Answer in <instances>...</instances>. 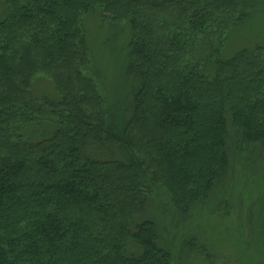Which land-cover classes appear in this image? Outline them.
I'll list each match as a JSON object with an SVG mask.
<instances>
[{
    "label": "trees",
    "instance_id": "obj_1",
    "mask_svg": "<svg viewBox=\"0 0 264 264\" xmlns=\"http://www.w3.org/2000/svg\"><path fill=\"white\" fill-rule=\"evenodd\" d=\"M0 1V264H172L137 221L146 197L187 213L225 174L229 129L264 146V46L225 55L248 1ZM94 21L129 31L121 129L91 74Z\"/></svg>",
    "mask_w": 264,
    "mask_h": 264
},
{
    "label": "rangeland",
    "instance_id": "obj_2",
    "mask_svg": "<svg viewBox=\"0 0 264 264\" xmlns=\"http://www.w3.org/2000/svg\"><path fill=\"white\" fill-rule=\"evenodd\" d=\"M247 1L250 16L228 36L226 56L264 46V0ZM4 15L0 1V19ZM88 28L91 74L106 100L109 122L121 129L136 88L125 72L129 31L100 21L88 23ZM36 83L39 95L53 97L50 82ZM229 130L228 166L207 200L180 213L168 206L164 193L152 194L137 217L138 222L154 224L172 264H203V251L213 264H264V146L244 145L239 134Z\"/></svg>",
    "mask_w": 264,
    "mask_h": 264
}]
</instances>
